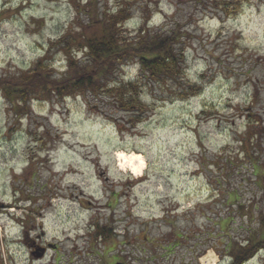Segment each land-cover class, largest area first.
Instances as JSON below:
<instances>
[{"label": "rangeland", "instance_id": "obj_1", "mask_svg": "<svg viewBox=\"0 0 264 264\" xmlns=\"http://www.w3.org/2000/svg\"><path fill=\"white\" fill-rule=\"evenodd\" d=\"M76 1L0 0V264H231L226 241L245 235L237 208L254 193L237 137L251 133L249 111L264 113V0L242 1L233 16L217 0H129L127 35L147 18L150 27L180 30L197 95L180 99L170 82H143L142 114L103 93L29 100L18 110L11 99L46 50L80 12L86 23L97 13L96 0H82L89 11ZM122 2L96 4L110 12ZM49 60L61 79L65 52L54 48ZM139 77L131 63L116 81ZM256 131L264 150V124ZM118 150L143 153L142 177L118 168ZM232 157L238 174L214 195L213 163ZM237 187L231 204L228 189ZM245 264H264V250Z\"/></svg>", "mask_w": 264, "mask_h": 264}, {"label": "trees", "instance_id": "obj_2", "mask_svg": "<svg viewBox=\"0 0 264 264\" xmlns=\"http://www.w3.org/2000/svg\"><path fill=\"white\" fill-rule=\"evenodd\" d=\"M97 1L99 0L94 1L97 13L90 17L91 22L86 23L81 17L83 13L80 12L81 15L79 14L77 17L78 23L67 28L60 35L57 43L46 50L45 55L39 59L30 74L25 77V81H22L24 84L16 93L17 97L11 99L14 107H18L19 110L29 104V100L35 99L65 97L71 94L98 96L103 93V95L112 98L114 104L120 106L122 110H130L137 114L141 112L142 114L146 112L140 99L143 82L149 86L170 82L178 87L180 93L176 97L180 99H188L201 92V85L191 84L186 79V56L184 49H180L182 36L180 30L150 27L147 25V18L137 29V35H127L124 26L129 18L126 16V9L131 6L129 5L130 1L123 0L117 10L110 12L100 11L99 5L96 4ZM242 1L245 3L249 0H217L215 5L226 16H233L237 14ZM92 2L93 0H88L85 4ZM76 4L83 8L81 11L91 9L82 7V0H77ZM125 13L126 15H124ZM94 23L98 29L88 33L87 25ZM54 48L64 51L66 56L67 70L61 79L56 78V73L52 70L54 63L49 62V55H52ZM131 63L139 65L140 77L138 81L117 82V73L124 65ZM9 82L14 85L12 80ZM25 86H30L31 89L24 88ZM2 90L4 91L3 87H0V91ZM7 95L13 97L14 93L9 92ZM254 98H257L256 94H254ZM263 115V112L249 111L246 114L247 130H250L251 133L245 132L237 137V142L240 144L237 158L239 160L240 153H242L244 159L250 164L246 170L247 172L252 171L255 182L252 186L253 198L249 202L241 203L237 208L241 214L240 228L245 230V235H241L242 238L233 237L226 241L225 248L230 255L231 264H245L258 251L264 250V205L262 206L261 201L256 200L263 197L262 202H264V150L261 148L260 133L256 131L263 128ZM237 158H229L230 161L226 163H216V161L213 163L215 168L220 170L219 181L217 178L218 185L212 186L214 195L220 194L218 186H222L224 180H229L230 184L231 179L235 177V174H238L237 168L233 166L235 163L233 160ZM222 160L220 158V162ZM203 161L205 162L204 156ZM202 165L209 171L208 168L211 165L207 164V167H205V163ZM228 190L230 192L228 199L231 204L238 203L241 195L240 189L237 187V189ZM230 217L232 216L229 215ZM234 220L233 217L230 218L228 226ZM95 227L98 230L105 228V226L100 227L99 224H96ZM103 235L105 234L99 236Z\"/></svg>", "mask_w": 264, "mask_h": 264}, {"label": "bare ground", "instance_id": "obj_3", "mask_svg": "<svg viewBox=\"0 0 264 264\" xmlns=\"http://www.w3.org/2000/svg\"><path fill=\"white\" fill-rule=\"evenodd\" d=\"M117 166L122 171H129L135 177L140 178L143 176V172L147 168L146 158L143 153L140 152H127L124 150H118L115 152ZM207 256L202 257L205 261ZM215 262V261H214ZM211 262L210 264H215Z\"/></svg>", "mask_w": 264, "mask_h": 264}, {"label": "flooded vegetation", "instance_id": "obj_4", "mask_svg": "<svg viewBox=\"0 0 264 264\" xmlns=\"http://www.w3.org/2000/svg\"><path fill=\"white\" fill-rule=\"evenodd\" d=\"M32 246H33V244H32L30 247H32ZM39 249H40V251L42 252V253H40V254H43V255H44L46 249L43 248V247H42V248L40 247ZM33 253H34V252H32V255H33Z\"/></svg>", "mask_w": 264, "mask_h": 264}, {"label": "water", "instance_id": "obj_5", "mask_svg": "<svg viewBox=\"0 0 264 264\" xmlns=\"http://www.w3.org/2000/svg\"><path fill=\"white\" fill-rule=\"evenodd\" d=\"M116 264H126V263H123V262H117Z\"/></svg>", "mask_w": 264, "mask_h": 264}]
</instances>
